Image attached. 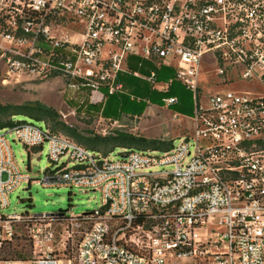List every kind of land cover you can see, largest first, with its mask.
Here are the masks:
<instances>
[{"label":"built area","instance_id":"2783aa9c","mask_svg":"<svg viewBox=\"0 0 264 264\" xmlns=\"http://www.w3.org/2000/svg\"><path fill=\"white\" fill-rule=\"evenodd\" d=\"M132 56L171 67L169 82L191 91L192 130L168 150L122 148L111 160L43 124L0 129V208L31 181L99 190L102 202L78 216L62 214L69 224L0 214V250L25 226L31 251L44 253L0 257V264H177L206 259L212 235L225 248L220 254L232 255L217 263L264 264V0H0L7 77L61 74L74 97L99 102L122 91L118 75L130 72ZM203 65H213L219 84H200ZM130 73L158 91L168 87L154 70ZM233 80H256L263 91L226 86ZM8 134L28 148L46 144L50 170L40 181L20 169ZM76 228L74 253L66 256Z\"/></svg>","mask_w":264,"mask_h":264},{"label":"rangeland","instance_id":"374dc122","mask_svg":"<svg viewBox=\"0 0 264 264\" xmlns=\"http://www.w3.org/2000/svg\"><path fill=\"white\" fill-rule=\"evenodd\" d=\"M212 68L213 65L202 66L200 76V84L202 86L221 82L218 77L214 76ZM167 80L168 78H165V80H156V82L165 83ZM225 83L226 86L233 89L263 91L261 83L256 80H233L225 81ZM66 87V78L61 74H49L41 78L35 71H27L7 77L5 67L0 64V103L37 102L43 106L54 108L60 114L61 120L67 124L102 135L111 134L112 132H128L153 139L169 140L173 138L174 143H176L179 135L192 130V123L188 115L180 113L184 118H175L167 108L156 103L154 105L157 106L149 104L148 109L139 116H122L118 121L105 120L97 115H87L85 109L80 108L81 96L74 97L73 93L66 91ZM181 100L184 103L189 102L193 105L192 94L188 98H181ZM74 110H78V113ZM169 110L174 111L171 108ZM24 119L28 122L42 125L41 122L27 117ZM7 139L20 169L28 172L32 180L40 181L45 169L49 166L46 144H43L42 147L28 148L19 141L14 140L10 134L7 135ZM121 152V147H114L109 152L108 158L111 160L118 159ZM101 205L99 190L43 185L31 181L30 183H23L10 193L9 206L3 209L0 208V214L27 212L30 215H45L62 210L66 214L78 216L97 209ZM53 216H56L63 224L67 222L69 224L67 217H62V214ZM27 230L25 226L16 227V239L11 243L12 247L23 254L22 258H31L34 255L42 256L44 254L42 251H37L36 253L31 251L26 236ZM79 231L80 228H76L73 241L68 242L67 250L63 253L66 256L73 255L74 245L80 235ZM60 233L63 232L58 227L55 233L54 248L58 246ZM215 239L217 237L212 235L206 244L209 250L208 255H205L206 259H184L177 264H222L217 262L230 259L232 256L230 252L223 255L220 254V251L225 250V248L220 242H215ZM43 251H45L44 248ZM55 254L59 255L62 252L55 251ZM0 257L16 258V256L6 254L2 250H0Z\"/></svg>","mask_w":264,"mask_h":264},{"label":"trees","instance_id":"16d2710c","mask_svg":"<svg viewBox=\"0 0 264 264\" xmlns=\"http://www.w3.org/2000/svg\"><path fill=\"white\" fill-rule=\"evenodd\" d=\"M140 67L141 65L138 64V66H136V69H139ZM136 69L133 68L132 65L128 64V70L130 72H133ZM151 70L156 71V80H163V76L159 75L160 72H162L161 67L156 66V70ZM130 72H122L118 75V81L122 83L123 87L122 93H120V95L122 96L121 111L114 113L105 111L104 115L106 118L109 117L111 119H118V117L122 113H128L130 115H140L144 110L146 102L163 105L162 99L168 96H175L177 98V103L171 105L169 109L171 108L174 110V112L177 113L188 116L190 115L192 104L189 102L184 103L181 98H188L191 93L179 82L171 80L168 83L166 91L160 92L154 90L149 83L133 77ZM118 96V93H116L115 95H108V99L113 97L110 99L109 103H113V106H115L114 102L116 101V98ZM133 100H135L137 103H133ZM80 105V108H83V106L86 105V101L84 100L82 103H80ZM86 106H88V104ZM128 106H133V111H128ZM89 109L90 107L88 108V110ZM88 110L86 111V114H89ZM74 111L77 112L78 110ZM25 117L41 122V124H43L50 133L63 135L68 139L74 141L78 145L92 151L99 152L104 156L108 155L114 147L138 150H168L172 147L173 144V138L169 140L153 139L128 132H112L111 134L102 135L94 133L93 131L81 130L61 120L60 114L54 108L43 106L37 102H26L18 104L0 103V129L8 128L22 123L26 121L24 119ZM49 170L50 169L48 166L45 169L44 173L47 174ZM62 214L64 216L68 215L64 212H62ZM138 220L141 223L149 222L148 220H144L141 218ZM2 251H4L6 254H12L16 256V258H22L23 255L22 253L18 252V250H15L11 244L4 246Z\"/></svg>","mask_w":264,"mask_h":264},{"label":"crops","instance_id":"0c3cea01","mask_svg":"<svg viewBox=\"0 0 264 264\" xmlns=\"http://www.w3.org/2000/svg\"><path fill=\"white\" fill-rule=\"evenodd\" d=\"M128 64L132 65V67L135 68V69H136V66H138V64L141 65V67H140L141 69L139 68V69H136L135 71H137V72H139L141 74H144V75L148 74L151 69H155L156 70V66H154L152 63H150L148 61L140 60L139 58H136V57H133V56L129 57ZM161 69H162V72H160L159 75L163 76V80H165V78H168V81L165 82V83H169V79L171 78L169 76H172L173 69L171 67H168V66H162ZM133 77H135V76H133ZM135 78H138V79H140L142 81H145V82L149 83L148 81H146V80H144L142 78H139V77H135ZM160 81H162V80H160ZM149 84L151 85V83H149ZM152 88H153V86H152ZM65 89H66L67 92L68 91L71 92V90L69 88L66 87ZM154 90H156V89H154ZM156 91H158V90H156ZM164 91H166V89L162 90L160 92H164ZM120 93H122V91L118 93L119 96L116 98V101L114 102L115 106H113V103H109L110 99L115 97V96L111 97L110 99H108V96H107L102 101L91 102V101L88 100L87 95H82L81 96V100H83V101L85 100L86 101V105L88 104V106L84 105L83 108L85 109V111H87L88 108L90 107V109L88 110L89 114H87V115H91V116L92 115H97V116L101 117L102 119L110 120V121H112V120L118 121V120L121 119L122 116H139V115H130L128 113L127 114L126 113H122V114H120L118 119H111L109 117H107V118L105 117V115H104L105 111H107L109 113H114V112L121 111L122 96L120 95ZM190 93H191V91H190ZM93 97L96 100V99L99 98V95L95 94ZM132 102L133 103H137L135 100H133ZM149 104L154 105V104H152L150 102H146L144 110H143V112L141 114H143L148 109V105ZM154 106H157V105H154ZM162 107H164V106L162 105ZM127 109H128V111H133L134 108H133V106L132 107L128 106ZM167 110L175 118H178V119L184 118L180 113H177V112H174V111H170L169 107H167ZM81 113L85 114L84 112H81ZM192 114H193V105L191 106V113L189 115V119L192 116Z\"/></svg>","mask_w":264,"mask_h":264},{"label":"water","instance_id":"95a60500","mask_svg":"<svg viewBox=\"0 0 264 264\" xmlns=\"http://www.w3.org/2000/svg\"><path fill=\"white\" fill-rule=\"evenodd\" d=\"M56 214H62V210H59L58 212L56 213H49V214H45L46 216H53V215H56Z\"/></svg>","mask_w":264,"mask_h":264}]
</instances>
